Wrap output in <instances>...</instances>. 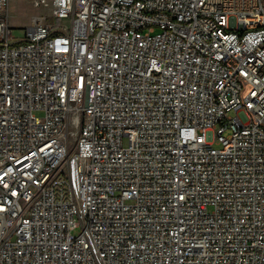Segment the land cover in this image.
Returning <instances> with one entry per match:
<instances>
[{"label": "built area", "instance_id": "built-area-1", "mask_svg": "<svg viewBox=\"0 0 264 264\" xmlns=\"http://www.w3.org/2000/svg\"><path fill=\"white\" fill-rule=\"evenodd\" d=\"M29 1L16 41L0 0V264H264V0Z\"/></svg>", "mask_w": 264, "mask_h": 264}, {"label": "rangeland", "instance_id": "rangeland-1", "mask_svg": "<svg viewBox=\"0 0 264 264\" xmlns=\"http://www.w3.org/2000/svg\"><path fill=\"white\" fill-rule=\"evenodd\" d=\"M41 11L35 9L29 0H10L9 16L10 26L13 29L12 35L16 41L25 37L26 30L30 26L32 18L41 15ZM63 26L70 27L69 21H64ZM42 117V114H37ZM127 145V142H125Z\"/></svg>", "mask_w": 264, "mask_h": 264}]
</instances>
